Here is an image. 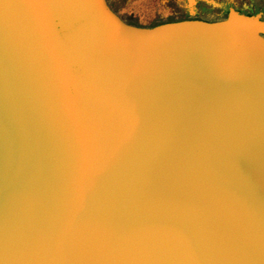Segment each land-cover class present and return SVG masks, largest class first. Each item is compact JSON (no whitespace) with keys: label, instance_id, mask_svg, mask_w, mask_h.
<instances>
[{"label":"water","instance_id":"95a60500","mask_svg":"<svg viewBox=\"0 0 264 264\" xmlns=\"http://www.w3.org/2000/svg\"><path fill=\"white\" fill-rule=\"evenodd\" d=\"M205 17L0 0V264H264V22Z\"/></svg>","mask_w":264,"mask_h":264},{"label":"rangeland","instance_id":"374dc122","mask_svg":"<svg viewBox=\"0 0 264 264\" xmlns=\"http://www.w3.org/2000/svg\"><path fill=\"white\" fill-rule=\"evenodd\" d=\"M111 6L124 18L140 24L157 23L159 19H181L188 13L190 0H109ZM220 3L222 0H211ZM214 3V2H213ZM188 6V7H187ZM216 10L219 9L215 6ZM234 8L225 6L222 11L231 13ZM247 10V8H245ZM218 12H221L218 10ZM240 14L241 11H235ZM192 13H194L192 11ZM200 18H206L200 16Z\"/></svg>","mask_w":264,"mask_h":264},{"label":"flooded vegetation","instance_id":"af4514ba","mask_svg":"<svg viewBox=\"0 0 264 264\" xmlns=\"http://www.w3.org/2000/svg\"><path fill=\"white\" fill-rule=\"evenodd\" d=\"M214 2V3H213ZM108 5L111 7L113 11L121 15L117 12L110 4V1L107 0ZM189 6V7H188ZM188 13L185 17L186 18H199L200 16H208L215 13H225L228 14L229 12L222 11L223 7L229 6L234 8L236 11H241V15L248 16V17H257L261 15V20L264 21V0H222L220 3L211 0H190L188 2ZM218 6L219 9H215ZM247 8V10H245ZM221 11V12H218ZM192 11L194 13H192ZM122 16V15H121ZM131 22H135L133 20L127 19ZM163 20V19H159ZM171 20H180V19H171ZM166 21V20H163ZM162 22V21H160Z\"/></svg>","mask_w":264,"mask_h":264},{"label":"crops","instance_id":"0c3cea01","mask_svg":"<svg viewBox=\"0 0 264 264\" xmlns=\"http://www.w3.org/2000/svg\"><path fill=\"white\" fill-rule=\"evenodd\" d=\"M249 1H251V0H249ZM233 11H236L235 9L233 10ZM263 12H264V10H263ZM259 19L261 18V15H258L257 16ZM261 20V19H260ZM262 21V20H261ZM262 22H264V21H262Z\"/></svg>","mask_w":264,"mask_h":264},{"label":"trees","instance_id":"16d2710c","mask_svg":"<svg viewBox=\"0 0 264 264\" xmlns=\"http://www.w3.org/2000/svg\"><path fill=\"white\" fill-rule=\"evenodd\" d=\"M160 21H163V20H158V21H156V22H160Z\"/></svg>","mask_w":264,"mask_h":264}]
</instances>
